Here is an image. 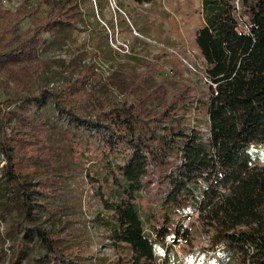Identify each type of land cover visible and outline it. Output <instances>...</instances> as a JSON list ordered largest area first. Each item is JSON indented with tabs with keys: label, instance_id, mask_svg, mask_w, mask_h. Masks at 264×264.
<instances>
[{
	"label": "trees",
	"instance_id": "obj_1",
	"mask_svg": "<svg viewBox=\"0 0 264 264\" xmlns=\"http://www.w3.org/2000/svg\"><path fill=\"white\" fill-rule=\"evenodd\" d=\"M70 1L19 0L10 9L0 0V264L94 259L70 200L79 172L95 187L99 241L127 252L113 264H171L156 253L186 242L181 223L195 216L208 251L264 264V0H201L194 42L205 93L189 82L166 97L141 93L131 78L97 98L87 89L97 82L92 63L57 78L40 56L46 35L77 29ZM192 98L205 108L206 132L186 116ZM141 199L156 210L148 232Z\"/></svg>",
	"mask_w": 264,
	"mask_h": 264
},
{
	"label": "rangeland",
	"instance_id": "obj_2",
	"mask_svg": "<svg viewBox=\"0 0 264 264\" xmlns=\"http://www.w3.org/2000/svg\"><path fill=\"white\" fill-rule=\"evenodd\" d=\"M36 1L41 0H32L33 3ZM94 1L96 5L92 10L88 7V0H71L77 2L80 10L77 29L61 30L55 39L46 35L47 41L40 56L50 60L52 69L58 73L57 78H62L70 66L81 68L92 63L97 82H93L92 87L87 85V89L94 98L103 96L105 91L108 95L118 94L117 88L125 86L131 78L140 84L138 91L141 93L163 90L166 97L185 82L201 84L205 93L207 84L201 75L203 62L194 42L196 31L202 25L201 0ZM18 2L6 0L5 5L14 9ZM147 76V83H140ZM190 102L194 107L187 110L186 116L206 132L205 108L195 98ZM82 176L83 173L79 172L70 181L77 192L70 200L79 206L75 226L82 238L90 236L91 239L86 247L94 253V259L84 262L113 264L120 254L127 252L124 248L99 241L103 229L96 226L94 216L99 213L100 206L94 194L95 187L83 183ZM79 196L81 200H78ZM137 204L148 232L149 215L156 210L145 199ZM15 215V210L8 212L7 224L12 223ZM179 220L180 216H177L169 224H176ZM181 224L187 233L184 237L187 241L176 246H171L169 241L166 253L157 251L158 262H164L163 255L166 254L171 264H233L227 259L229 252L214 253L206 249L208 235L197 216L183 220ZM39 253L41 251L36 248L30 252V257Z\"/></svg>",
	"mask_w": 264,
	"mask_h": 264
},
{
	"label": "built area",
	"instance_id": "obj_3",
	"mask_svg": "<svg viewBox=\"0 0 264 264\" xmlns=\"http://www.w3.org/2000/svg\"><path fill=\"white\" fill-rule=\"evenodd\" d=\"M6 1V0H5ZM5 4H6V2H5ZM237 4V3H236ZM241 24H242V27H243V29H244V31H248V26L244 23V22H241ZM183 241V239H181V238H179V239H177L176 240V244L174 245V246H176V245H178V243H180V242H182Z\"/></svg>",
	"mask_w": 264,
	"mask_h": 264
}]
</instances>
